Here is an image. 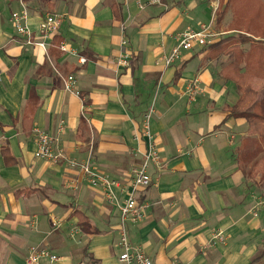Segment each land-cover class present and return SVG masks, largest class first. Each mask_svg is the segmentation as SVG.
<instances>
[{"label": "crops", "instance_id": "crops-1", "mask_svg": "<svg viewBox=\"0 0 264 264\" xmlns=\"http://www.w3.org/2000/svg\"><path fill=\"white\" fill-rule=\"evenodd\" d=\"M23 4L37 41L45 16H66L48 53L25 45L12 26ZM216 4L163 0L141 10L136 0H0V264H25L35 246L61 256L60 264H125L118 206L69 161H89L116 181L123 202L148 150L142 123L152 105L163 169L152 165L153 185L136 193L149 208L128 228L132 244L153 264H264V184L249 176L254 160L240 161L257 141L245 120L229 117L239 94L220 74L227 57L208 60V49L196 46L172 66L162 61L181 33L215 27ZM123 38L129 68L118 65ZM61 44L77 55L60 53ZM195 80L202 92L189 102ZM61 124L67 158L37 159L32 130L56 135ZM80 216L90 233H71ZM217 231L224 243H214Z\"/></svg>", "mask_w": 264, "mask_h": 264}, {"label": "built area", "instance_id": "built-area-1", "mask_svg": "<svg viewBox=\"0 0 264 264\" xmlns=\"http://www.w3.org/2000/svg\"><path fill=\"white\" fill-rule=\"evenodd\" d=\"M163 0H136L138 7L142 10L148 6H155L161 4ZM29 17L27 7L23 4L22 11L13 13L10 19L12 26L16 33L25 39V45L35 46L48 53L49 44L47 40L52 39L58 34L60 27L65 20L64 14H49L43 18L40 23L39 32L41 39L37 41L35 35L29 26ZM123 32L125 27L123 26ZM219 36L213 30V24L203 25L199 30L188 29L181 33L177 38V45L172 50L171 54L166 56L162 61L166 66H172L179 62L186 52H190L194 47L207 48ZM128 41L126 38L122 40V48L125 49L124 54L119 57L118 65L120 68H129L130 66V51L127 48ZM59 50L62 53H77L70 49L67 45L61 44ZM85 58H80L81 64L86 63ZM65 88L71 90L73 88V77L63 78ZM2 82V71L0 70V84ZM199 81L195 80L188 86L186 96L189 102H193L198 93H201ZM79 95V93H78ZM84 100V107H87L86 99ZM155 115V107L152 105L147 113L143 116L142 134L148 138V150L144 155L142 164L132 171L131 189L129 196L120 202L118 197L114 194V187L118 183L112 180L109 176L101 174L94 170L90 162L79 163L75 160H70L69 163L73 168H80L88 182L93 188L100 189L104 192L106 200L112 205L118 206L120 210V227H119V241L118 248L121 250L120 261L125 264H153L152 259L145 253L143 248L135 246L130 241L129 226H134L142 223L147 215L149 206L146 203H140L136 197L139 189H147L153 185L152 177L149 174V168L152 165L163 169L158 148L153 140L151 132V120ZM88 121V120H87ZM64 133V124H61L56 135L50 134L40 129H34L33 137L36 141L35 157L50 163H59L67 158L64 149L61 146L60 135ZM55 224V223H54ZM81 229L76 227L72 230V234L81 233ZM214 243H224L225 236L223 231L214 233ZM63 258L54 254L51 250L44 247H31L28 251L25 264H60Z\"/></svg>", "mask_w": 264, "mask_h": 264}, {"label": "trees", "instance_id": "trees-1", "mask_svg": "<svg viewBox=\"0 0 264 264\" xmlns=\"http://www.w3.org/2000/svg\"><path fill=\"white\" fill-rule=\"evenodd\" d=\"M234 1L226 0L224 8L223 6L221 8V3L219 4L216 9L217 26H221L227 17L231 15V5ZM259 12L256 14L257 18ZM231 13L232 19L228 22V26H232L238 20L232 11ZM231 31L238 32L237 29ZM238 34L239 37L216 38L207 47L209 52L207 58L208 60H214L217 57L227 56V61L223 64L220 74L227 81L233 82L239 94L237 102L230 109L229 117L245 120L248 126V135L253 136L257 141L256 147L246 150L248 154L246 157L242 156L239 151L240 161L249 163L253 161L255 152L256 154L258 151L264 152V84L261 90L254 88L255 80L260 79L264 82V36L262 38V36L250 35L243 31H239ZM246 34L247 38L242 37ZM60 53L62 52L60 51ZM81 96L85 98V96ZM85 104L90 105L87 100ZM34 129L32 130V136ZM259 158L254 159L253 169L250 171L249 176L254 178L260 174V182L264 184V162ZM81 219L83 218L80 216ZM79 226L85 233H90L91 227L86 221L81 220Z\"/></svg>", "mask_w": 264, "mask_h": 264}, {"label": "rangeland", "instance_id": "rangeland-1", "mask_svg": "<svg viewBox=\"0 0 264 264\" xmlns=\"http://www.w3.org/2000/svg\"><path fill=\"white\" fill-rule=\"evenodd\" d=\"M215 1L217 2L216 9L220 3H221V8H222V6L224 8V6L226 5L225 4L226 0H215ZM231 11L235 14V16H237L238 20H236L232 26H228L229 25L228 22H230L232 19ZM231 11H230L231 15L229 14L230 16L228 15L229 17H227L226 21L223 22L224 31H220V29L222 27L217 28L216 25H215V27L213 25V30L217 34H224V35H219L217 38H219V37L227 38L230 36H238L239 37L240 36L238 34L239 31H243V32L248 33L250 35H256L258 37L262 36V38H263V36H264V0H235L231 5ZM257 12H259L258 18L256 17ZM236 22H237V24H236ZM230 27L234 30L237 29L238 32L234 33L232 35H229V32L232 30ZM246 36H247V34L242 35V37H244V38H247ZM224 57H227V56H224ZM219 58L217 57L216 59H219ZM257 80H258L257 83H256V80L254 82V88L256 90H261L264 82L260 79H257ZM259 83H260V85H259ZM251 137H253V136H250V138ZM247 140H250V139H247ZM251 145H252V142L249 141V145L248 146L245 145V146L250 147ZM258 154H260V155L258 156ZM247 155H248L247 152L244 153L245 157ZM258 157H260L261 161L264 162V152L258 151L257 154L253 157V160L255 158L258 159ZM248 158H249V156H248ZM260 158H259V160H260ZM249 169L252 171L253 167L250 166Z\"/></svg>", "mask_w": 264, "mask_h": 264}]
</instances>
